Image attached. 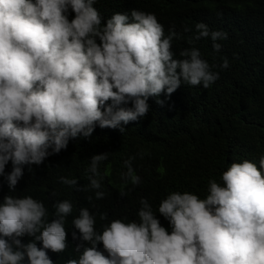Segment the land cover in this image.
<instances>
[{
  "label": "clouds",
  "instance_id": "obj_1",
  "mask_svg": "<svg viewBox=\"0 0 264 264\" xmlns=\"http://www.w3.org/2000/svg\"><path fill=\"white\" fill-rule=\"evenodd\" d=\"M95 3L0 0V177L9 192H15L25 166L31 172L32 165L66 150L70 139L89 138L97 126L123 133L124 126L148 114L150 97L167 99L182 84L207 89L219 79L213 69L229 67L227 57L210 65L195 47L176 58L173 40L181 34L172 26L166 35L154 13L133 9L105 20ZM195 33L188 43L208 38L215 53L222 48L218 41L228 38L203 22L195 24ZM108 156H91L85 188L77 187L76 178L60 177L59 183L76 191L94 189L95 199H103L99 165ZM133 159L124 161L122 177L135 187L141 177ZM139 204L137 219H112L101 230L81 207L71 221L78 256L66 264H264V156L258 165L247 159L231 163L218 181L208 180L204 198L172 191L156 211L146 198ZM52 208L48 222L42 201L3 197L0 264H53L48 252L66 251V217L73 205L62 200ZM100 219L108 220L107 213ZM25 236L32 240L22 243Z\"/></svg>",
  "mask_w": 264,
  "mask_h": 264
},
{
  "label": "trees",
  "instance_id": "obj_2",
  "mask_svg": "<svg viewBox=\"0 0 264 264\" xmlns=\"http://www.w3.org/2000/svg\"><path fill=\"white\" fill-rule=\"evenodd\" d=\"M93 6L105 20L133 9L154 13L166 35L172 26L181 34V39L173 40L176 58L184 48L195 47L210 65L219 66L227 57L229 67H215L219 79L207 89L182 84L167 99L163 94L150 97L148 114L124 126L123 133L97 126L89 138L70 139L66 150L39 166L32 165L31 172L25 166L15 192H9L0 177V202L5 195L32 196L48 209V222L54 218L53 202H72L73 211L65 224L68 247L59 254L48 252L53 264H66L78 256L74 249L79 241L72 239L75 229L71 221L81 207L89 209L101 230L112 219H137L140 198H146L154 211L172 191L204 198L208 180L218 181L231 163L247 159L258 165L264 156V0H97ZM198 22L210 30L227 32L228 38L218 41L222 45L219 53L213 52L208 38L188 43ZM157 100L164 101L163 106ZM103 153H109L99 165L103 199H95L94 189L76 191L59 183L60 177L76 178L77 187L85 188L91 156ZM130 157H135L132 167L141 177L135 187L125 185L122 177L127 171L124 161ZM10 171L9 162L5 172ZM121 190L126 195L120 196ZM89 196L91 201L86 199ZM101 213H107L108 220H101ZM157 218L168 228L158 213ZM20 239L22 243L32 240L27 236ZM97 248L103 251L102 244Z\"/></svg>",
  "mask_w": 264,
  "mask_h": 264
}]
</instances>
